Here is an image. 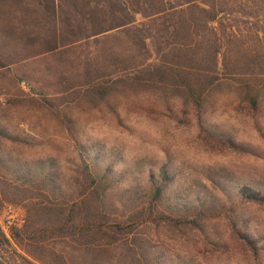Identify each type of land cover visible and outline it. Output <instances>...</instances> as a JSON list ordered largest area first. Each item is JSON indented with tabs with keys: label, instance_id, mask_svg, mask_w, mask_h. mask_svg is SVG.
Returning a JSON list of instances; mask_svg holds the SVG:
<instances>
[{
	"label": "rangeland",
	"instance_id": "obj_1",
	"mask_svg": "<svg viewBox=\"0 0 264 264\" xmlns=\"http://www.w3.org/2000/svg\"><path fill=\"white\" fill-rule=\"evenodd\" d=\"M72 1L57 0L53 13L38 0H23L21 4L7 0L0 7V127L32 143L21 147V157H54L69 174L79 162L76 143L64 122L71 119L80 150L99 167L112 164L121 177L120 184L109 194L121 219L128 218L134 206L129 196L145 201L149 173H157L167 165L175 175L173 201L182 203L196 195L210 194L224 204L227 195L232 196L236 204L232 214L248 219L247 231L257 240V248L253 249L233 234L228 224V206L205 219V232L175 227L160 213L147 223L139 218L126 224L134 226L133 234L154 245L165 264H264V204L238 201L234 193L243 183L264 192V102L252 111L229 88L213 94L207 110L201 112L184 106L181 98L164 100L151 92H120L98 107L86 99L71 101L66 96L69 88L75 93L92 82L108 79L110 73L115 79L124 75V64L114 65L117 57L133 56L132 68L155 64L160 59L155 44L144 50L121 28L86 36ZM99 1L108 12L103 26L110 25L116 15L122 19L121 14L113 16L109 12L112 5L119 7L123 0ZM61 2L63 9L58 7ZM235 16L239 17L243 36L234 42L225 37L223 50L242 53L259 46L263 49L264 4L255 7L250 2ZM136 19L144 20L141 15ZM257 32L262 39L255 36ZM62 35L73 42L47 50V43ZM13 97L26 101L8 105L7 100ZM204 129L234 141L239 148L210 139ZM1 178L3 229L10 214L7 206L14 207L9 234L13 226L24 225L30 192L24 185ZM212 179L221 182L219 190L212 185ZM182 213L179 210L178 214ZM15 247L18 248L16 244ZM0 259L17 264L2 252ZM75 264L90 262L77 257Z\"/></svg>",
	"mask_w": 264,
	"mask_h": 264
},
{
	"label": "trees",
	"instance_id": "obj_2",
	"mask_svg": "<svg viewBox=\"0 0 264 264\" xmlns=\"http://www.w3.org/2000/svg\"><path fill=\"white\" fill-rule=\"evenodd\" d=\"M175 1L178 0H123L119 7L112 5L109 12L113 16L121 14L122 19L118 20L116 15L110 25L103 26L108 12L99 0H73L70 4L80 14L86 36L121 28L144 50L155 44L160 59L155 64L132 68L133 56L117 57L114 65L125 67L119 79L110 73L108 79L92 82L82 91L71 93L67 89L66 96L71 101L86 99L98 107L120 92L128 95L151 92L164 100L181 98L184 106L201 112L207 110L213 94L229 88L247 108L257 111L264 102V48L259 46L242 53L226 51L222 40L225 37L230 42L240 40L243 30L235 14L250 2L258 7L264 0ZM6 2L0 0V7ZM38 3L52 13L57 7V0H38ZM58 7L63 9L62 2ZM137 15L144 20L137 21ZM259 32L255 36L262 39ZM68 41L62 35L48 42L47 50L73 42ZM25 101L13 97L7 104ZM64 122L79 156V162L69 174L54 157L31 160L21 157L24 151L21 147L32 143L0 127V179L4 177L24 185L30 192L24 225L13 226L8 234L0 224V252L4 256L17 264H75L77 257L86 258L90 264H165L150 241L133 234L134 226L125 225L139 218L147 223L151 216L160 213L175 227L199 228L205 232V219L219 214L223 206L230 208L228 224L233 234L247 246L257 248V240L247 231L248 219L232 214L236 207L232 196L227 195L224 204L210 194L196 195L182 203L173 201L171 187L175 175L167 165L157 173H149L145 201L129 196L134 206L129 209L128 218L121 219L117 216L118 208L109 200L111 189L120 184L121 177L112 164L95 165L80 150L71 119ZM204 132L218 143L239 148L230 139H222L205 129ZM211 183L219 190L221 182L212 179ZM234 193L238 201L264 204V192L249 183L238 185ZM179 210L183 212L181 215ZM0 264L6 263L0 259Z\"/></svg>",
	"mask_w": 264,
	"mask_h": 264
},
{
	"label": "built area",
	"instance_id": "obj_3",
	"mask_svg": "<svg viewBox=\"0 0 264 264\" xmlns=\"http://www.w3.org/2000/svg\"><path fill=\"white\" fill-rule=\"evenodd\" d=\"M7 209H8V212H10V214H9L8 219L6 220V224H5L6 227H4V230H5L6 233L8 232L9 225L13 223L14 207L12 205H8L7 206Z\"/></svg>",
	"mask_w": 264,
	"mask_h": 264
}]
</instances>
